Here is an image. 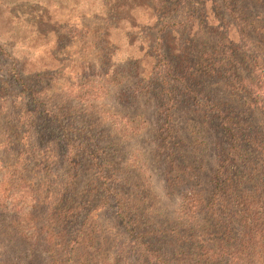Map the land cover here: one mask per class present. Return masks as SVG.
Listing matches in <instances>:
<instances>
[{
  "label": "rangeland",
  "instance_id": "374dc122",
  "mask_svg": "<svg viewBox=\"0 0 264 264\" xmlns=\"http://www.w3.org/2000/svg\"><path fill=\"white\" fill-rule=\"evenodd\" d=\"M172 2L182 3L0 0V264H49L46 231L40 230L36 241L38 233L32 228H49L48 221L54 234L62 228L71 234L78 228L53 222L57 210L49 198L67 182L70 156L77 155L75 182L68 189L74 202L88 201L86 191L103 181L98 166L83 151L87 132L96 136L99 155L112 162L117 174L137 182L121 188L126 197H147L142 228L177 227L189 220L185 192L211 191L210 180L223 153L216 144L222 138L221 128L205 125V112L192 106V98L175 77L167 79L166 87L176 94L168 102L161 70L166 61L157 66L161 58L166 59L168 48L157 46L162 43L158 36L164 35L161 13ZM244 6L264 23V0H245ZM182 10L171 12L168 20H182ZM221 40L218 31L202 32L196 40L199 55L215 51ZM210 59H216L215 54ZM220 78L208 76L203 93L214 90L216 98L242 104L244 97L238 102L230 96L224 77ZM169 108L171 144L183 155V166L190 165L188 171L195 175L176 190L167 186L168 163L159 139L167 128ZM249 115L254 124L264 123L258 110ZM39 189L44 203L40 205L35 201ZM95 194L81 222L89 216L84 228L109 237L122 228L116 220V204ZM28 213L37 218L36 224H25ZM196 216L201 225L207 218L206 230L208 224L212 226L205 212ZM113 237L105 253H115ZM164 241L153 242L170 252L174 245H163ZM130 257L135 264L145 258L134 249Z\"/></svg>",
  "mask_w": 264,
  "mask_h": 264
},
{
  "label": "trees",
  "instance_id": "16d2710c",
  "mask_svg": "<svg viewBox=\"0 0 264 264\" xmlns=\"http://www.w3.org/2000/svg\"><path fill=\"white\" fill-rule=\"evenodd\" d=\"M170 1L164 0L165 3ZM181 2L166 4L165 13H161L164 35L158 36L162 43L157 46L164 44L168 48L166 59L161 58L157 66L166 61L161 70L168 102L175 100V92L174 88L166 87L167 79L175 77L186 96L192 98V106L196 105L197 111L202 109L205 112V125L211 123L221 128L222 138L216 144L223 153L221 164L210 180L211 191L190 189L185 192L184 207L189 220L177 227L151 224V228H142L140 218L148 214L144 210L147 197H126L121 188L128 183L135 186L137 182L123 180L113 169L112 162L99 155L96 136L87 132L83 142L84 154L91 156L104 179L86 191L88 201L74 202L73 192L68 189L73 188L75 182L77 155L68 158L71 165L68 180L60 192L49 199L53 210H57L53 222H67L78 228H74L71 234L65 228L54 234L55 228H51L49 221L45 225L49 228H32L38 233L34 235L36 241L40 238V230L46 231L43 240L48 244L45 250L49 253V264H135L130 257L133 249L145 256L136 264H264V123L254 124L250 120L252 115H249L255 109L264 115V23L247 11L250 8L244 6L245 0ZM180 9H183L180 12L182 20L170 22V13ZM208 30L218 31L222 40L215 51H203L205 54L200 56L196 40ZM211 54H215L216 59H210ZM208 76L218 80L222 79L220 76L224 77L230 96L238 102L244 97L243 103L233 104L232 100L216 98L214 90L203 93L202 87L205 88ZM167 111V128L159 139L161 152L166 155L165 163H168L164 170L167 186L176 190L192 181L195 175L188 171L190 165L183 166V155L171 144L172 114L170 108ZM93 192L95 197L116 204V220L122 228L109 237L97 236L95 230L90 233L88 228H84L89 216L81 222V216L90 207ZM35 193L38 196L35 201L39 205L44 204L40 189ZM198 211L210 217L212 226L208 224V230L207 218L205 225L198 223ZM27 216L26 225L37 223L32 213ZM146 218L150 223L148 216ZM13 221L22 224L19 218H13ZM112 237L115 253L108 254L104 250ZM162 239L165 240L163 245H174L170 252L153 242ZM97 240L100 241L97 243Z\"/></svg>",
  "mask_w": 264,
  "mask_h": 264
}]
</instances>
